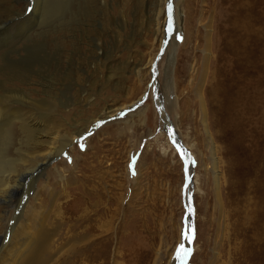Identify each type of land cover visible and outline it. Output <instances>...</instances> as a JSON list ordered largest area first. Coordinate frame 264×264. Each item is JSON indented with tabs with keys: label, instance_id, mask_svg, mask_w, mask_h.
<instances>
[{
	"label": "rangeland",
	"instance_id": "obj_1",
	"mask_svg": "<svg viewBox=\"0 0 264 264\" xmlns=\"http://www.w3.org/2000/svg\"><path fill=\"white\" fill-rule=\"evenodd\" d=\"M62 1L36 0L38 7L29 16L34 0H0V34L15 35L6 41L0 37V56L11 60L6 71L12 74L0 75L3 86L21 91V82L30 80L26 88H36V82H52L53 97L48 100L31 94L45 103L39 112L47 113L60 135L71 137L43 170L23 174L32 166V159L24 164L5 159L30 152L33 145L25 143L26 130L16 118L6 131L0 130V166L2 163L5 171L16 169L15 179L20 181L10 188L8 196L0 193V236L5 233L4 240L9 238L14 225L31 214L37 217L39 211H47L48 222H55V210L59 202L67 200V191L84 202L77 201L71 208L78 205L81 213L88 206L85 212L90 219L108 218V209L117 215V238L111 231L100 234L96 221L91 220L95 244L90 248V259L85 256L87 264H114L110 258L117 242L128 254L123 259L121 252L114 257L122 264H264V0L188 1L194 10L188 29L197 33L194 41L186 39V0H165L161 17L166 19L165 27L155 39L151 10L158 0H107L106 10L96 2L98 8L95 14L89 13L93 17H86V28L100 43L105 63L101 73L93 64L81 68L82 58L89 59L91 48L86 44L76 48L70 37L71 30L79 29L76 18L86 31L83 15L93 6L87 5L89 0H67L59 13L58 8L64 7ZM230 15L235 22L230 21ZM27 18L20 31V22ZM213 21L215 26L219 24L214 27L219 34L211 29L210 38H221L223 32V42L215 47V53L221 55L224 66L219 67L226 75L220 78L226 80L217 82V90L234 95L227 99L222 94L209 104L208 140L193 87L202 75L199 66L207 33L204 25ZM244 24L248 26L246 34ZM193 43L195 54L187 56ZM234 50L244 61L234 59ZM110 52L113 54L107 65L104 55ZM192 57L196 66L189 83L187 65ZM138 66L143 72L137 76ZM106 74L111 75L108 81ZM92 79L93 86L88 83ZM211 86L209 89L214 88ZM237 86L251 98L248 106H233ZM5 103L20 107L21 100ZM107 107L115 111L101 116ZM20 109L22 115L29 111ZM211 150L218 161L220 206L215 197ZM58 172L65 175L66 190L59 184ZM74 222L65 215L60 226L62 237ZM184 228L190 229L186 238ZM57 242L52 251L57 249ZM181 245L191 249L190 255L185 257ZM62 258L50 264H63ZM76 264H82L81 260Z\"/></svg>",
	"mask_w": 264,
	"mask_h": 264
},
{
	"label": "bare ground",
	"instance_id": "obj_2",
	"mask_svg": "<svg viewBox=\"0 0 264 264\" xmlns=\"http://www.w3.org/2000/svg\"><path fill=\"white\" fill-rule=\"evenodd\" d=\"M66 1L67 0H63L62 1V4L64 5V7L58 8L59 10H57V11L59 13H61L62 10L65 9ZM188 1H190V0H186V3L184 4L185 5V9H186V13L189 15V18H188L189 22L187 21L188 27H187V30H186L187 31V34H186L187 35V38L186 39H188V41H194L195 38H196L195 36L197 35V33H196L197 30H195L196 35L193 32H191L190 30H188V29H190L191 22H192L191 20H193L192 18H194V10L191 7V5L188 3ZM96 2L99 5H102L103 4L104 6H101V8H105L104 10H106L107 0H89V3L87 5L88 6L89 5H92L93 7H92V10H90V9L87 10L86 11L87 13L83 15V18H85L84 19L85 23L82 24V26L84 27V29H86V31H83L81 29V25H80V23L78 21V18H76L74 20V22L78 25L79 29L78 28H75V30L77 31V33H76V31L71 30V32H73V33L71 34L70 37L73 40L72 41L73 42V45H75L76 48H79L81 44H86L87 47L90 46V48H91L90 49V51H91L90 53L91 54L89 56V59H88V56L82 58V64L80 65L81 68L82 67H86L87 65L90 66L91 64H93L94 65V69L98 73H101L100 72V68L105 63H103V61H102V55H101L102 52L101 53L99 52L100 49H101L100 48V43H99V41H98L97 38H94L93 36H91V33L86 28V25L88 24L87 23L88 21H87L86 17H93L92 15L90 16V14L92 12H93V14H95V12H96L95 10L98 8V7L95 8V6H94V3H96ZM243 2H246V1H243ZM246 3H245V5H246ZM36 5H37L36 4V0H34V4L32 5L33 7H32V10H31V13H30L29 16H31L32 14H34V12L36 11V8L38 7V5H37V7H36ZM162 5H163V7L161 8ZM164 6H165V0H164L163 4H162V0H158V4H157V6L155 8H153V6H152V10H151V14H152L151 25H152V33H153L154 39L157 36L158 32H161L162 28L164 29V27H165V23H166L165 21H166V19L165 20H162V18H161L162 15L165 14ZM244 8H246V7H244ZM247 9H249V8H247ZM235 11H236V9H235ZM229 17H230V21L234 20V19H232L233 16L231 17V15H230ZM216 20L217 19H215V21ZM235 20L233 22H235ZM28 21H29V19L27 18V19L22 20L20 22V25H19V30L20 31H22V28L28 23ZM246 21H249V20H246ZM218 25L215 26L214 25V21H213L212 24H208V22H206V24L204 25L207 33L205 34V38H204L205 45H204V48L202 47L203 48L202 49V60H201L200 66H199V68L201 69L202 75H201V77L199 76L200 78L197 80L198 83L196 84V87H193V89L195 88L194 89L195 96H196V98H197V100L199 102V107L198 108H199V111H200V114H201L200 121H201V124L203 126L204 132L207 134L208 140L211 137L209 136V133H208L209 132V128H208L207 115L209 114L208 111H210V109H212L209 104L211 103V101H212L213 98L218 97V96L222 97V94L223 95H226V98L227 99L228 98L231 99L232 98V95H234V94H231L230 92L228 93L226 90L225 91L227 92V94L225 92L223 93V92H220V91L217 90V88H218V86H217L218 83L217 82L218 81H224V80H226L225 78L224 79H220V78L226 77L225 72L223 70H221L220 67H219V64L221 66L222 65L224 66V64L221 63L222 62V60H221L222 58L220 57L221 55L215 53V51H216L215 50V47L217 48L218 46H220V43L222 44V42H223L222 41V39H223L222 33L223 32L222 31L220 32V35H221V38L222 39L221 38H218V39L214 38V39H212V38H210V32L209 31L212 29V31L214 30L213 31L214 34H219V32L217 33L216 30H215V28H214V27H218ZM243 27H242V30L244 31L243 33L246 34V29L248 28V26H246L244 24ZM149 28H150V26H147V29H149ZM99 29H100V27H99ZM223 31H225V30H223ZM110 33H112L114 35H117L118 34V32H115V31H111ZM13 36H15V35H10L8 33L7 34H3V35L0 34V37L3 40H5V39H7V40L8 39H11V37H13ZM244 38L247 39V37L245 35H244ZM237 47H239V46H237ZM110 49L111 48H109V50ZM195 50H196V46L193 43L192 53H188L187 56H189V55L190 56H194ZM236 50H238V48H236ZM236 50H234L235 53H233L234 54V57H235L234 59H237L238 61L240 60L241 62L244 61L243 58H242V55H240V52L237 51V53H236ZM245 51H247V50H245ZM112 52H114V51H112ZM112 52H110V54L104 55V60L105 61L108 60L107 61V65L109 63V58L113 54ZM189 52H191V51H189ZM26 53H27V51H26ZM223 60L226 61V58H224ZM10 61L11 60H8L7 61L4 56H2V55L0 56V75L1 74H6L8 76H11L12 75V74H10L9 71H6L7 68H8V66H9ZM191 61L192 62L189 63V65H187L188 68H189V71L187 72L188 73L187 75H188V78H189V80H188L189 83H190V81H191V79H192V77L194 75L193 72L195 71V66H196L195 63H194V57H192V60ZM208 66L212 67V69H211V72L208 75H206V73H208L207 72L208 69L210 68V67L208 68ZM185 67H186V65H185ZM90 69L91 68H89V69L87 68L85 70L88 71ZM107 69H108V66H107ZM182 69H184V71H185V73H183V72L182 73L186 76V70H185V68H182ZM82 72L85 73L86 71H82ZM142 72H143L142 67L138 66L137 69H136V75L138 76ZM229 73L230 72H227V74H229ZM168 75H169V73H168ZM168 75H166V76H168ZM209 78H210V80H209ZM105 79L107 81L110 80L111 79V75L110 74H106L105 75ZM29 81L30 80H28L26 82H21L22 86L20 88L21 89V91H20V90H12V89L5 88L3 86V83L5 81L2 80V78H0V105H1L0 106V122H1L0 123V130L2 129L4 131H6V127L10 124V122L14 118L19 119L20 122H21L20 128L22 130H26V132L24 133V137H26L25 143H27L29 145H33L30 148V152L26 153L25 155H18V157H10V158L8 157V158L5 159V160H15V162L17 161V162H20L21 164H24L28 159H32L33 160L32 166L29 167V168H27V169H25L22 172L23 174H28L30 172L31 173L32 172H35L36 173L37 171L40 172L41 170H43L44 165L54 156V153L58 154L59 152H62L65 149V147L67 146V144H69L71 142V137L69 135H67V134L60 135L61 134L60 133V129L57 128V127H53L51 125V123L48 121V115H47V113H45V112H39L40 111V109H39L40 107L39 106L40 105H45V103H40L39 101L36 100V98L34 97V95L31 94V93H34L35 96H40L41 99L48 100L50 97H53V94H52L53 93V87H54L53 83L52 82H49V81H46L45 83L44 82H36V84H37V87L36 88H26L25 86H29V84H31V83H29ZM94 81L95 80H93V82H91V81L88 82V80H86V82L90 83V85H92V86L94 84ZM211 84L214 85V88L209 89V87L211 86ZM246 84H248V83L246 82ZM237 89H239L238 86H237ZM211 91H212V94H210ZM236 97H237V99L235 100V103L233 104V106L235 108H237V107L241 108V107L248 106V104H249V102L251 100V98L249 97L248 93L246 91H244L243 89H239L237 91V96ZM215 99H217V98H215ZM8 100H14V101L21 100V103H19V106L20 107H18V106L12 107L9 104H6L5 101H8ZM222 102H224V101L222 100ZM2 103H4V105ZM221 105L223 106V104H221ZM21 107L28 108L29 111L26 112L24 115H22L21 114V109H20ZM219 108L221 109L222 107H219ZM224 108H226V107H224ZM114 111H115V108H112V107L103 108L102 109V114H100V115L101 116L107 115L108 113H112ZM221 113L223 114L224 112H221ZM162 115H164L165 116V119H167L166 118L167 116H166V114L164 112L162 113ZM210 115H211V112H210ZM208 117H209V115H208ZM27 122L30 123V124H27ZM216 123H217V121H216ZM63 136H64V138H63ZM61 137L63 139L61 140V142L59 143V145H56V143L59 142V139ZM211 151H212L211 157H212V165H213L212 171H213V177H214V182H215V197L218 200V203L217 204H219V203L221 204V197H220V192H219V187H218V185H219V179H218V177L219 176H218V171H217V167H216V164H217L218 161L216 159L217 156L214 155L215 154L214 150H211ZM1 152H3V151L1 150ZM234 153H236V152H234ZM252 159H254V158H252ZM261 159L262 158H260V160ZM26 163H28V162H26ZM30 163H31V161H30ZM3 164H5V163H3ZM234 164H235V162H234ZM252 166H253V164H252ZM0 167H1L0 168V174H2V175L4 174L5 175V176L3 175L4 176L3 179H0V182H1V184H0V186H1L0 193L3 194L4 196H8V192H9L10 188L12 186L13 187H16V185L20 181L18 182V180L15 179L16 178L15 175H17L16 174V169H10V170L5 171L4 170L5 168L2 167V163H1V166ZM204 167H206V166H204ZM262 169H263V167L261 168V170ZM228 170L230 171V168ZM256 171H258L257 170V167H256ZM232 173H233V171H232ZM2 175H0V176H2ZM229 176H231V175H229ZM32 178H34V177H32ZM232 179H233V177H232ZM250 179L251 178H249V180ZM245 180H246V178H245ZM58 181H59V184L62 186V188L64 190H66L65 189V181H66V178H65L64 173L61 174V173L58 172ZM236 182H235V184H236ZM263 183H264V181H263ZM258 184H260V183H258ZM257 186L258 185H256V188H257ZM231 192H232V190H231ZM258 192H260V191H258ZM228 194H230V193H228ZM262 194H263V192H262ZM66 195H67L66 196L67 200H65V201L63 200V202L61 201L57 205V209L55 210V215H54L55 222H53V223L48 222V212L47 211H44V210L43 211H39L37 217H35V215L31 214V216H28L27 218L24 217L23 220H20L22 222H20V223L17 222L19 224L16 225V226L14 225L11 228V230H10V234L9 235L11 237L8 236L9 238H6L4 240L3 237H4V234L5 233L0 236V264H50L51 261L54 262V260L56 261L60 257H63V256L65 257V259L62 258V263L63 264H76V262H77L78 259L81 260V263L82 264H87V261L85 260V256L87 257V259L88 258L90 259V253H92V251H90V248H91L92 245L95 244V242H93V238H92L93 236L90 234L93 231V228H92V225L93 224H92V221L91 220H95L96 221L95 226H96V228H98L100 230V234H105L106 233L108 235L109 231H111V232L114 233L115 237L117 238V236H118V233H117L118 227L115 225L116 218L114 219L115 216L117 217L116 214H114L113 212H111L110 209H108L107 210L108 211L107 212L108 218H104L103 220L100 219V218H98V217L91 218L90 219L88 213L85 212L87 210V207L88 206L86 205L87 207H85V208L83 207L84 208V211H82L81 213H78V209H79L78 208V205L75 208H71V206L73 205V203H76L77 201H78V204H80V203L83 204L84 202H82V200L80 198H78L76 196H72V194L71 195L70 194H67V191H66ZM70 196H71V198H70ZM251 197H253V196H251ZM86 198H88V197H86ZM87 201H89V200H87ZM104 204H105V202H104ZM220 204H219V206H220ZM66 207L67 208H70V211L65 212L64 209H66ZM65 215L69 216L72 219H75V222H74V225H73L74 227L67 228V230H66V232L64 234L66 236L65 237H62L61 234H60V226L62 224V220L65 217ZM257 215H259V214H257ZM259 217H260V215H259ZM78 227H81V228L79 229ZM123 229L126 230L127 228L125 227ZM189 230H190L189 228H184V233H183L184 238H186L187 235L189 234V232H190ZM122 232L124 233L123 230H122ZM124 234H126V233H124ZM121 236H123V235H121ZM58 240H60V242H57ZM55 242H57L58 246H57V249L55 251H52L53 250L52 247L54 246ZM100 244H102V243H100ZM102 245H101V247H102ZM118 246L119 245H118V242H117V245H115V247H114V252H113L114 253V257L115 256L118 257V254L120 252H121V258L122 259H123V257H127L128 254L127 253H124L121 250V248H119ZM93 253H95V252H93ZM155 253H156V251H155ZM157 255H158V252H157ZM160 255H161V253H160ZM111 257H113V256H111ZM114 257L113 258H110V259H113V263L114 264H122L121 261L115 260Z\"/></svg>",
	"mask_w": 264,
	"mask_h": 264
},
{
	"label": "snow or ice",
	"instance_id": "obj_3",
	"mask_svg": "<svg viewBox=\"0 0 264 264\" xmlns=\"http://www.w3.org/2000/svg\"><path fill=\"white\" fill-rule=\"evenodd\" d=\"M181 249L183 250L185 257L190 255L191 249H185V248H183V245H181Z\"/></svg>",
	"mask_w": 264,
	"mask_h": 264
}]
</instances>
